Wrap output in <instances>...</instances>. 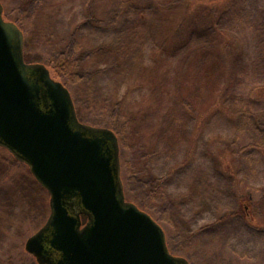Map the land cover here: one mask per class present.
<instances>
[{"label": "rangeland", "instance_id": "obj_1", "mask_svg": "<svg viewBox=\"0 0 264 264\" xmlns=\"http://www.w3.org/2000/svg\"><path fill=\"white\" fill-rule=\"evenodd\" d=\"M0 7L24 62L66 86L77 122L114 133L124 200L161 226L172 255L264 264V0ZM59 52L74 54L80 82L52 75ZM49 214L48 191L0 146V264H39L25 242Z\"/></svg>", "mask_w": 264, "mask_h": 264}, {"label": "water", "instance_id": "obj_2", "mask_svg": "<svg viewBox=\"0 0 264 264\" xmlns=\"http://www.w3.org/2000/svg\"><path fill=\"white\" fill-rule=\"evenodd\" d=\"M0 146L49 193L50 214L25 242L39 264H188L169 252L161 226L124 200L114 133L77 122L66 86L24 62L22 33L1 7Z\"/></svg>", "mask_w": 264, "mask_h": 264}, {"label": "trees", "instance_id": "obj_3", "mask_svg": "<svg viewBox=\"0 0 264 264\" xmlns=\"http://www.w3.org/2000/svg\"><path fill=\"white\" fill-rule=\"evenodd\" d=\"M179 47L184 48V46ZM49 63L52 69L51 73L56 78H63L66 82L72 84L78 83L83 79L74 54H66L64 52L56 53L50 56ZM164 198L166 197L164 196ZM163 215L169 220L170 216L168 217L166 212ZM83 218L85 219V216Z\"/></svg>", "mask_w": 264, "mask_h": 264}, {"label": "flooded vegetation", "instance_id": "obj_4", "mask_svg": "<svg viewBox=\"0 0 264 264\" xmlns=\"http://www.w3.org/2000/svg\"><path fill=\"white\" fill-rule=\"evenodd\" d=\"M84 216H85V219L83 218ZM80 218L82 220V225H84L87 222V215L86 214H80ZM46 247H47V245H46ZM47 249H48V247H47ZM48 251H49V254H51L52 256H57L56 251L51 250V249H48Z\"/></svg>", "mask_w": 264, "mask_h": 264}]
</instances>
